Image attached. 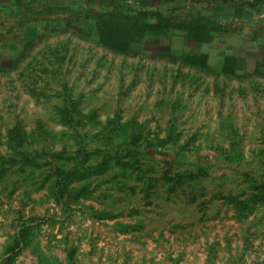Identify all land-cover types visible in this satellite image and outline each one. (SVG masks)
Listing matches in <instances>:
<instances>
[{
  "label": "rangeland",
  "instance_id": "obj_1",
  "mask_svg": "<svg viewBox=\"0 0 264 264\" xmlns=\"http://www.w3.org/2000/svg\"><path fill=\"white\" fill-rule=\"evenodd\" d=\"M149 1L0 0V264L264 263V0Z\"/></svg>",
  "mask_w": 264,
  "mask_h": 264
},
{
  "label": "trees",
  "instance_id": "obj_2",
  "mask_svg": "<svg viewBox=\"0 0 264 264\" xmlns=\"http://www.w3.org/2000/svg\"><path fill=\"white\" fill-rule=\"evenodd\" d=\"M33 4L31 6H29L27 8V11H26V18L28 20L27 21L28 25H31L32 23H35L36 21L40 20L37 18V14H39V13L44 14L46 12L49 13V12H51V10H53V8L51 6H45L44 7V6L37 4V3H33ZM248 5L254 6L255 3L249 2ZM63 9L66 10V8H63ZM74 11L76 13L85 12L82 9L77 10V11L74 10ZM116 11H114L112 13H106V14H100V15L108 16V19L111 20L110 22H113L115 20H118V18H121L125 22V24H127V25H135V22L137 20H142L141 25H143V28L147 29V30H151L152 32L158 31V29L161 27L162 21H165L167 23L168 28L174 27L173 22L175 20V17H173L172 15H169V16L164 18V17H162V14L160 11L132 10L130 12V14H128V12H123V11H121V12L117 11L118 13H116ZM85 13L89 14L90 12H85ZM114 13H116V14H114ZM17 16L20 18L21 15L18 14ZM150 17L151 18L154 17V18L149 19ZM27 24H21V23L14 22V24L12 25V29L20 28V31H22L21 29L24 28ZM148 34H149V31L147 33L144 32V35H148ZM141 35H143V33Z\"/></svg>",
  "mask_w": 264,
  "mask_h": 264
},
{
  "label": "crops",
  "instance_id": "obj_3",
  "mask_svg": "<svg viewBox=\"0 0 264 264\" xmlns=\"http://www.w3.org/2000/svg\"><path fill=\"white\" fill-rule=\"evenodd\" d=\"M174 0H150L149 3H147L149 5V7H152L153 9V5L156 3H172ZM145 5V4H144ZM147 5V6H148ZM143 10H150V9H147V8H144Z\"/></svg>",
  "mask_w": 264,
  "mask_h": 264
},
{
  "label": "water",
  "instance_id": "obj_4",
  "mask_svg": "<svg viewBox=\"0 0 264 264\" xmlns=\"http://www.w3.org/2000/svg\"><path fill=\"white\" fill-rule=\"evenodd\" d=\"M260 264H264V263H260Z\"/></svg>",
  "mask_w": 264,
  "mask_h": 264
}]
</instances>
